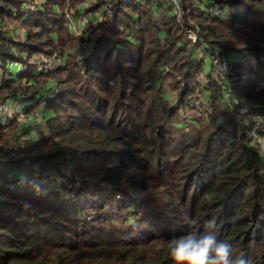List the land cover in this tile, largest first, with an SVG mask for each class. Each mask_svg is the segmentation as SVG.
<instances>
[{
    "label": "trees",
    "instance_id": "16d2710c",
    "mask_svg": "<svg viewBox=\"0 0 264 264\" xmlns=\"http://www.w3.org/2000/svg\"><path fill=\"white\" fill-rule=\"evenodd\" d=\"M112 1L84 36L64 0H0V101L46 130L13 157L0 131V264H173L167 241L194 230L264 264V0ZM192 29L228 73L205 72Z\"/></svg>",
    "mask_w": 264,
    "mask_h": 264
},
{
    "label": "rangeland",
    "instance_id": "374dc122",
    "mask_svg": "<svg viewBox=\"0 0 264 264\" xmlns=\"http://www.w3.org/2000/svg\"><path fill=\"white\" fill-rule=\"evenodd\" d=\"M29 1H32V0H29ZM33 2L36 3V5H38L44 2V0H33ZM97 2L99 1L98 0H79V1L64 0V5H65L64 12H66L65 13L66 20L68 21V25L74 34H80V35L83 34L84 36H86V33L84 32L85 29L90 28V25L87 22L97 23L98 21H101V22L103 21V19L105 18V14L103 13L101 6L104 4V2L110 3L109 8L112 11V3H113L112 0H104V2L99 3V7L98 5H96ZM197 2L199 1L198 0L194 1V3H197ZM68 7L70 8V10L66 11V8ZM87 7L94 8L97 13H94L92 15L89 14L86 17H84L83 10H85V8ZM26 10L28 11L29 9L27 8ZM77 11L79 12V14H77L76 16L77 19H75L74 17L75 15L72 13H75ZM209 11L212 12V15L215 14V11L213 9H210ZM101 12L103 13V15ZM80 24L84 28L83 27L79 28ZM11 29H12V32H11L12 34L14 35L21 34V29L17 25L15 24L12 25ZM87 44H88V41L84 42L81 46L86 47ZM199 46L200 48L197 49V51L203 52L201 50L202 42L199 44ZM203 56L206 57L205 72L210 70L209 73L211 74L210 75L211 77L214 76V77L219 78L218 77L219 75L217 73H214V71L212 70V62H211L210 56L208 57L206 55H203ZM44 61L47 62L48 66H51L53 64L52 60H44ZM17 63L19 62L15 61V64ZM9 64H11V62H9ZM200 78L203 80V82H205L204 74H201ZM261 85L264 86V82ZM162 89L165 90L167 94L169 95L171 103H174L175 96L173 92L170 91L169 87L165 83L162 85ZM195 106H196V110H189V112H184V117L187 118L188 120H190L191 117L198 116L199 110L202 109V106H199L198 104H195ZM19 109H20V106L19 104L17 105V103L10 102V101H0V131L5 133V137L7 138V146L8 148H11V151L9 152L10 157L15 156L14 150L16 148L22 147L27 141H30L33 139L34 140L39 139L46 132L45 126H44V116L42 114V111H39V108L32 110L30 114H22L19 112ZM13 117L16 119L15 122H11ZM17 122L19 124V127L17 128L18 130L16 129L14 132V126ZM261 128L262 127H259V125H256L255 131ZM260 136L262 135L260 134ZM262 137H259L258 147L260 148L262 152H264V140ZM0 156H2V154H0ZM58 180H60V178L57 179L55 176L46 178L43 175L40 178H38L37 182H39L38 183L39 185H43L42 182H47L48 184L50 183L56 184L57 182H59ZM29 182L34 183L33 180ZM2 184L4 186H7V184L9 183L3 182ZM21 184H23V182H21ZM5 189L11 192L13 190L8 187H6Z\"/></svg>",
    "mask_w": 264,
    "mask_h": 264
},
{
    "label": "clouds",
    "instance_id": "9594fccd",
    "mask_svg": "<svg viewBox=\"0 0 264 264\" xmlns=\"http://www.w3.org/2000/svg\"><path fill=\"white\" fill-rule=\"evenodd\" d=\"M194 33L196 35L195 31ZM197 42L198 39L193 43ZM200 43L198 42V44ZM203 49L202 45L201 50L205 52ZM207 56L211 58L208 53ZM167 249L173 264H245L242 257L233 256L232 245L229 242L217 240V237L211 232L201 233L199 230L184 232L169 239Z\"/></svg>",
    "mask_w": 264,
    "mask_h": 264
},
{
    "label": "built area",
    "instance_id": "2783aa9c",
    "mask_svg": "<svg viewBox=\"0 0 264 264\" xmlns=\"http://www.w3.org/2000/svg\"><path fill=\"white\" fill-rule=\"evenodd\" d=\"M110 4L108 2H104V4L102 5V10L105 11V16L106 17H111L112 11L109 8ZM187 38L192 40L193 42L197 41V37L194 33V31L189 30L187 33ZM211 62H212V67L215 73H217L218 75L220 74V76H223L224 74L228 73L230 70V64L228 62V60L222 56H220L219 54H215L213 57L211 56ZM197 104V101L195 102ZM226 104L228 107H232V106H239V111L240 113H246V108L244 106H241L239 104V102L232 97H226ZM259 122H261L262 124H264V119L259 120ZM9 184H7V186H4L3 184H1L4 188L8 187L10 189L16 190V188L21 185L20 181L17 182H8ZM12 190V191H13Z\"/></svg>",
    "mask_w": 264,
    "mask_h": 264
},
{
    "label": "crops",
    "instance_id": "0c3cea01",
    "mask_svg": "<svg viewBox=\"0 0 264 264\" xmlns=\"http://www.w3.org/2000/svg\"><path fill=\"white\" fill-rule=\"evenodd\" d=\"M204 50V49H203ZM205 51V50H204ZM203 55H206L207 56V54H206V52H202V56ZM204 57V56H203ZM208 57V56H207ZM206 67V66H205Z\"/></svg>",
    "mask_w": 264,
    "mask_h": 264
}]
</instances>
